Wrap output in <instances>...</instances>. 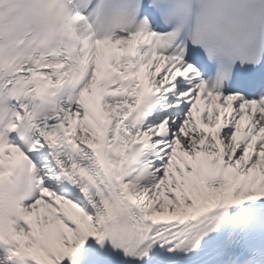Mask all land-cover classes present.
Segmentation results:
<instances>
[{
  "label": "snow or ice",
  "instance_id": "obj_1",
  "mask_svg": "<svg viewBox=\"0 0 264 264\" xmlns=\"http://www.w3.org/2000/svg\"><path fill=\"white\" fill-rule=\"evenodd\" d=\"M0 264H264V0H0Z\"/></svg>",
  "mask_w": 264,
  "mask_h": 264
}]
</instances>
